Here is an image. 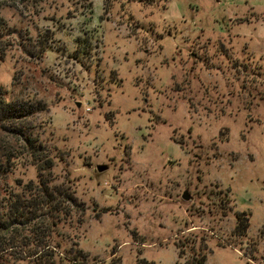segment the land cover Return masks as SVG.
<instances>
[{"label":"rangeland","instance_id":"1","mask_svg":"<svg viewBox=\"0 0 264 264\" xmlns=\"http://www.w3.org/2000/svg\"><path fill=\"white\" fill-rule=\"evenodd\" d=\"M0 16V89L38 145L0 123L5 264H264V0H5ZM41 184L63 212L30 211Z\"/></svg>","mask_w":264,"mask_h":264},{"label":"trees","instance_id":"2","mask_svg":"<svg viewBox=\"0 0 264 264\" xmlns=\"http://www.w3.org/2000/svg\"><path fill=\"white\" fill-rule=\"evenodd\" d=\"M5 0H0V6L3 5ZM7 23L4 18L0 16V41L2 40V36L4 32L6 31ZM4 57H2L3 59ZM28 117V111H26L21 105L17 104H10L6 100V93L0 89V123H8L13 130L16 136H25V140L27 143V146L29 148L28 153L30 156H35L36 150L38 149L37 141L34 139V134L30 133H24V130H27V132L30 130V126L25 124V120H27ZM30 132V131H29ZM47 164L50 166L47 167V169H52V162L49 161ZM44 185V184H43ZM65 207V201L54 198V195H50L46 190L42 188V184L40 187V191L38 194L34 196V201H31L29 205V209L31 212L36 213L37 211L42 210L43 208H51L52 213H59L63 212ZM19 212V208L16 209ZM12 218L20 217V215L17 212H14V215H10ZM237 219L239 222V229L238 234L241 236H247L248 231L250 229V216L246 213H238ZM52 234H43L40 236L38 241L43 247L44 253L51 252L53 254H56V251H52L50 249V245L47 243L46 240H48L51 237ZM40 246V245H39ZM18 247V246H17ZM15 248V247H10ZM8 249L0 250V264H5L3 262V253H7ZM14 252V251H13ZM44 253L41 254L39 250L33 253H29V257H37L40 259H43ZM26 254V253H24ZM28 257V256H27ZM16 259L25 261L24 257L16 256ZM66 259V258H65ZM207 257L206 255L202 254H195L193 261L190 264H206Z\"/></svg>","mask_w":264,"mask_h":264},{"label":"water","instance_id":"3","mask_svg":"<svg viewBox=\"0 0 264 264\" xmlns=\"http://www.w3.org/2000/svg\"><path fill=\"white\" fill-rule=\"evenodd\" d=\"M107 170V167L106 166H99L98 167V171L99 172H104ZM183 198L186 200V201H189L191 199V197L188 195V193L186 192L183 196Z\"/></svg>","mask_w":264,"mask_h":264}]
</instances>
